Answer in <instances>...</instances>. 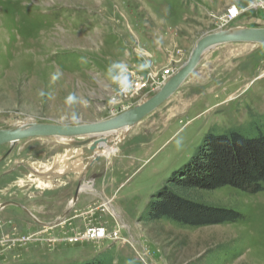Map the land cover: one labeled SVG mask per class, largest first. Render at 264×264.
Masks as SVG:
<instances>
[{"label": "rangeland", "instance_id": "obj_1", "mask_svg": "<svg viewBox=\"0 0 264 264\" xmlns=\"http://www.w3.org/2000/svg\"><path fill=\"white\" fill-rule=\"evenodd\" d=\"M255 2L0 0V129L117 116L157 93L204 35L264 27ZM234 6L239 16L223 24ZM117 63L145 86L121 93L109 75ZM144 63L149 67L141 69ZM70 94L76 99L69 105ZM233 130L264 133V43L208 51L132 128L0 145V264H264V191L224 186L194 193L241 214L215 225L153 220L148 206L209 134ZM99 138L112 146L90 166ZM103 182L109 196L99 193ZM95 227L105 236L91 237Z\"/></svg>", "mask_w": 264, "mask_h": 264}, {"label": "trees", "instance_id": "obj_2", "mask_svg": "<svg viewBox=\"0 0 264 264\" xmlns=\"http://www.w3.org/2000/svg\"><path fill=\"white\" fill-rule=\"evenodd\" d=\"M224 186L250 193L264 191V133L209 134L194 157L150 200L151 217L194 227L235 222L241 218L239 212L208 205L194 195Z\"/></svg>", "mask_w": 264, "mask_h": 264}, {"label": "water", "instance_id": "obj_3", "mask_svg": "<svg viewBox=\"0 0 264 264\" xmlns=\"http://www.w3.org/2000/svg\"><path fill=\"white\" fill-rule=\"evenodd\" d=\"M231 42L264 43V27L221 29L204 35L196 43L188 60L164 83L157 93L144 102L121 112L117 116L92 123H82L78 121L73 124L34 123V125H32V123L15 129H0V145L6 143L14 144L25 138L40 135L57 138H73L76 136L98 137L100 135L113 133L119 129L132 128L167 101L181 87L208 51L218 45ZM105 143L107 142L104 141V139L99 138L91 147L92 151ZM100 158L101 155H97L90 163V166L97 163L96 161H99ZM81 188L82 185L77 189L74 200L71 202L70 206L76 203L78 194L80 190H82Z\"/></svg>", "mask_w": 264, "mask_h": 264}, {"label": "built area", "instance_id": "obj_4", "mask_svg": "<svg viewBox=\"0 0 264 264\" xmlns=\"http://www.w3.org/2000/svg\"><path fill=\"white\" fill-rule=\"evenodd\" d=\"M260 2H255L254 5H252L251 7L253 8V10H258L260 9H264V0H257ZM240 14V11L237 7H232L231 9L228 10V12L221 18V21L223 22V24H228L230 21H233L234 19H236ZM166 73L171 72L170 69L165 71ZM152 74V73H150ZM134 85V89L135 90H139L141 89L143 86H145V84L142 82V80H137L133 83ZM88 233L91 235V237L93 238H97V237H104L105 236V229L104 228H90L88 230Z\"/></svg>", "mask_w": 264, "mask_h": 264}, {"label": "clouds", "instance_id": "obj_5", "mask_svg": "<svg viewBox=\"0 0 264 264\" xmlns=\"http://www.w3.org/2000/svg\"><path fill=\"white\" fill-rule=\"evenodd\" d=\"M149 65L147 63L141 64L140 68L141 69H146L148 68ZM114 70H119V72L121 73V75H112ZM127 71V65L122 64V63H117L112 65L111 68H109V75L112 76V79L114 82H117L120 85V91L121 93L127 94L129 92H132L134 89V85L133 83L129 80V78L127 77V75H123V73H126ZM75 96L74 95H69L66 98V103L67 104H72L75 101ZM111 102H115V101H110ZM86 103V101H85Z\"/></svg>", "mask_w": 264, "mask_h": 264}, {"label": "bare ground", "instance_id": "obj_6", "mask_svg": "<svg viewBox=\"0 0 264 264\" xmlns=\"http://www.w3.org/2000/svg\"><path fill=\"white\" fill-rule=\"evenodd\" d=\"M233 32H235V31H233ZM32 125H34V123H33ZM32 125H31V126H32ZM29 127H30V126H29ZM127 129H128V128H127ZM119 130H120V129H119ZM123 130H124V129H123ZM117 131H118V130H117ZM115 132H116V131H115ZM40 136H43V135H40ZM44 137H49V136H44ZM63 138H72V137H63ZM72 139H73V138H72ZM111 146H112L111 144L109 145L108 143H105V144H102V146L97 147V150H96L97 152H96V155L93 156V159L96 158L97 155H102V154H104V153H105V152H106ZM93 159H92V160H93ZM89 163H90V162H89ZM89 163H88V164H89ZM107 203H108V202H107Z\"/></svg>", "mask_w": 264, "mask_h": 264}, {"label": "crops", "instance_id": "obj_7", "mask_svg": "<svg viewBox=\"0 0 264 264\" xmlns=\"http://www.w3.org/2000/svg\"><path fill=\"white\" fill-rule=\"evenodd\" d=\"M214 49V48H213ZM102 175H104V173H101L100 175L98 174V176L97 177H101ZM95 179V178H94ZM105 179V178H104ZM94 184H95V182H94ZM85 185V184H84ZM107 186H109V185H104V182H103V184L101 185V188H100V191H99V193H100V195L102 194V195H105V196H109V194H108V191H107Z\"/></svg>", "mask_w": 264, "mask_h": 264}, {"label": "flooded vegetation", "instance_id": "obj_8", "mask_svg": "<svg viewBox=\"0 0 264 264\" xmlns=\"http://www.w3.org/2000/svg\"><path fill=\"white\" fill-rule=\"evenodd\" d=\"M95 176H98V175H95ZM25 209V207H23Z\"/></svg>", "mask_w": 264, "mask_h": 264}]
</instances>
